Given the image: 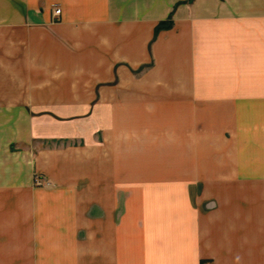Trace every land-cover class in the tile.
<instances>
[{"label":"crops","instance_id":"obj_1","mask_svg":"<svg viewBox=\"0 0 264 264\" xmlns=\"http://www.w3.org/2000/svg\"><path fill=\"white\" fill-rule=\"evenodd\" d=\"M55 6L62 9L58 20H53ZM169 17L172 26L156 33L158 23ZM0 23L7 24V55L23 60L22 74L13 75L19 82H171V94L199 92L193 89L199 84L190 82H216L222 104H231L219 108L227 113L220 115L223 118L240 117L245 101L241 94L254 99V82H264V0H6ZM74 133L64 125L41 130L15 116L0 127V199L7 200L8 208L21 201L26 213L33 193H46L56 207L66 192L83 191L88 185L91 193L81 214L95 220L93 209L103 210V250L96 252L102 253L103 264H201L206 258L219 264L262 263L264 255L256 247L264 248V241L250 239L247 231L243 238H233L232 218L223 231L221 212L210 219L220 230L209 228L178 246L169 239L159 244L137 239L144 229L129 241L131 231L122 212L130 183L137 181L121 169L113 173L112 161L105 165L102 181L95 178L92 166L100 143L91 134L85 146L47 144L32 150L25 143L33 137L81 135ZM18 141L24 142L12 150L11 143ZM117 162L123 168L122 159ZM34 173L53 186L33 189ZM172 178L164 182H176ZM138 207L137 213H152ZM249 216L244 215L245 224ZM67 243L44 242L38 254H3L0 264H73L75 258L68 252L79 244Z\"/></svg>","mask_w":264,"mask_h":264},{"label":"rangeland","instance_id":"obj_2","mask_svg":"<svg viewBox=\"0 0 264 264\" xmlns=\"http://www.w3.org/2000/svg\"><path fill=\"white\" fill-rule=\"evenodd\" d=\"M4 9L6 0H0V13ZM6 25L0 23V127L15 116L41 130L64 125L66 131L81 134L33 137L25 142L32 150L47 144L85 146L91 134L100 143L92 166L95 178L102 181L104 167L112 161L113 173L121 169L137 181L130 183L122 212L131 231L129 241L144 229L137 239L150 244L169 239L178 246L209 228L220 230V224L210 220L216 212L223 214V231L232 218L233 238H243L247 231L250 239L264 241V82H254V99L241 94L245 101L238 118L220 117L227 113L219 108L231 104H222L216 82H190L199 84L193 88L199 92L187 94H171V82H19L13 75L22 74L23 60L6 53ZM23 142H12L10 148L17 150ZM173 176L176 182H164ZM48 181H32V187L51 188ZM87 186L66 192L56 207L46 193H33L26 213L21 201L10 209L7 200L0 199V255L25 250L38 254L40 244L51 240L79 244L68 252L73 264H103L102 253H96L103 250V210L93 209L95 220L81 214L91 193ZM137 207L152 213H137ZM244 215H250L247 224ZM15 242L33 246H9ZM263 249L256 247L262 258ZM201 264L219 263L206 258Z\"/></svg>","mask_w":264,"mask_h":264},{"label":"built area","instance_id":"obj_3","mask_svg":"<svg viewBox=\"0 0 264 264\" xmlns=\"http://www.w3.org/2000/svg\"><path fill=\"white\" fill-rule=\"evenodd\" d=\"M61 13H62V9L60 7L55 6V8L53 10V20H58L59 17L61 16ZM33 181L37 185H48L49 184L48 179L44 178L43 176H41L38 173L34 174Z\"/></svg>","mask_w":264,"mask_h":264},{"label":"trees","instance_id":"obj_4","mask_svg":"<svg viewBox=\"0 0 264 264\" xmlns=\"http://www.w3.org/2000/svg\"><path fill=\"white\" fill-rule=\"evenodd\" d=\"M173 22L171 20V18L169 17L167 20L161 21L160 23H158V25L155 28V32L157 33L160 29L163 28H170L172 26Z\"/></svg>","mask_w":264,"mask_h":264}]
</instances>
